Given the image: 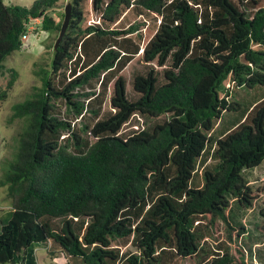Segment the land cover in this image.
<instances>
[{
    "label": "trees",
    "instance_id": "16d2710c",
    "mask_svg": "<svg viewBox=\"0 0 264 264\" xmlns=\"http://www.w3.org/2000/svg\"><path fill=\"white\" fill-rule=\"evenodd\" d=\"M69 2L71 19L41 86L12 106L11 119L25 125L0 178L10 199L0 219V264H37V244L51 259L62 253L80 264H247L243 248L236 256L223 243L207 258L203 239L215 238L217 223L228 241L245 234L232 208L251 209L258 197L244 170L264 164V96L243 106L228 93L264 88V0ZM62 6L0 0V71L21 48L30 18L40 17L49 34L60 30ZM131 8L159 20L140 52L148 69L134 76L133 99L120 72L139 51L130 35L137 28L109 26ZM89 12L100 21L82 26ZM113 79L106 117L79 130L56 114L60 99L75 118L84 116L81 98L98 96L93 82L105 88ZM231 113L238 117L213 134ZM134 114L150 123L122 134ZM210 149L217 162L202 170L197 185V163ZM129 238L137 251L121 252L117 242Z\"/></svg>",
    "mask_w": 264,
    "mask_h": 264
},
{
    "label": "rangeland",
    "instance_id": "374dc122",
    "mask_svg": "<svg viewBox=\"0 0 264 264\" xmlns=\"http://www.w3.org/2000/svg\"><path fill=\"white\" fill-rule=\"evenodd\" d=\"M32 1L33 0H4V2L9 5L20 4L24 6H29ZM69 1L70 0H60L64 5ZM60 10L64 12V6H62ZM85 17L86 19L83 20L82 26L94 23L98 24L100 21L95 12H89ZM158 23L159 20L155 19L154 16L145 13L139 15L135 9L131 8L123 13L119 21L109 25L111 28L122 29L132 24V26L137 28L136 31L130 35L136 40H139V51L120 72L125 77L126 94L130 99H133L135 96V92L132 88L134 76L136 74H144L148 69V66L142 60L140 52L153 33V28ZM40 24V17L29 19L27 22V33H25L27 36L23 39L21 48L4 59L3 68L0 71V91L6 87L9 80L12 81L6 99L0 101V178L8 167L7 162L13 157L16 151L18 135L25 125V121L22 118L11 119L12 106L30 97L35 91V87L41 86L43 77L42 69L47 68L52 55V48L59 33V31H56L49 34L47 31L41 30ZM169 63L170 62L167 64L169 65ZM150 64L155 65V62H151ZM155 67L158 68V70L161 68L156 65ZM66 76H70L67 71ZM113 81L114 79L110 80L108 83L106 82L105 88L103 85H100L98 81L93 82L92 90L97 92L98 96L89 103H87L85 98H81L85 106L84 116L75 118L63 100L60 99L55 104L56 114H58L60 118H67L70 120L72 125L79 130L86 125L91 126L97 119H102L112 112L110 96L112 95ZM227 85L231 86L229 83H227ZM83 90L87 91L88 88L77 89L79 92H83ZM263 96L264 88L262 87L252 89H247L245 87L233 88V90L228 93V99L237 100L243 106L251 101L260 100ZM93 110H96L98 114L95 115L92 112ZM236 117H238L236 113L225 114L223 119L216 123L213 134L219 136L221 131ZM158 120H161V117ZM147 123L150 122L144 117L139 114H134L127 123L123 125L121 132L124 135L129 134L133 130L146 126ZM82 135L83 137L89 138L91 141L93 140L87 130L82 132ZM63 136H60V139ZM210 153L211 149L209 154L204 155L197 163L192 180V182L197 185L202 182V170L213 166L217 162L210 156ZM244 175L248 179L253 193L258 194V197L254 200L251 209L238 212V210L232 208L231 216L233 218L239 216V219L245 226L246 233L239 237L232 235V239L228 241L224 226L217 223L218 228L214 233L215 238H213V236H206L203 239V247L206 250L207 258H210L214 251L221 252L222 247H219V244L223 243L224 246L229 248L230 252L236 256L239 255L238 249L243 248L245 250V261L247 264H262L264 261V211H262L264 208V164L253 169L244 170ZM259 189H261V191H259ZM9 209L10 199L7 196L6 188L0 186V219L6 218ZM52 221L56 224L60 222L59 219H53ZM130 241L131 238L117 242L121 252L127 253L137 251L135 245ZM55 249H58V247L55 246ZM37 253L39 264H80L81 262L79 258H71L69 256L66 258L57 256L51 261L43 260L40 256L41 254L39 252ZM181 262L182 261L179 259H174L171 260L169 264H181ZM183 263L185 264V261Z\"/></svg>",
    "mask_w": 264,
    "mask_h": 264
},
{
    "label": "water",
    "instance_id": "95a60500",
    "mask_svg": "<svg viewBox=\"0 0 264 264\" xmlns=\"http://www.w3.org/2000/svg\"><path fill=\"white\" fill-rule=\"evenodd\" d=\"M71 12H72V5H71V2H67L64 6V17H63V21H62V24L60 26V30H59V33H58V36L55 40V43H54V49H56L62 39V37L64 36L66 30H67V27H68V24H69V21L71 19Z\"/></svg>",
    "mask_w": 264,
    "mask_h": 264
},
{
    "label": "crops",
    "instance_id": "0c3cea01",
    "mask_svg": "<svg viewBox=\"0 0 264 264\" xmlns=\"http://www.w3.org/2000/svg\"><path fill=\"white\" fill-rule=\"evenodd\" d=\"M37 252L41 254L40 256L43 258V260L51 261L56 258V257L53 259L49 258V255L47 254V246H44L42 244H37L34 248V253H35L37 264H39L37 260V254H38ZM58 256H62L63 258H66V256L62 253H60Z\"/></svg>",
    "mask_w": 264,
    "mask_h": 264
},
{
    "label": "built area",
    "instance_id": "2783aa9c",
    "mask_svg": "<svg viewBox=\"0 0 264 264\" xmlns=\"http://www.w3.org/2000/svg\"><path fill=\"white\" fill-rule=\"evenodd\" d=\"M26 36H27L26 34H24V35L21 36L22 41H23V39L26 38Z\"/></svg>",
    "mask_w": 264,
    "mask_h": 264
}]
</instances>
